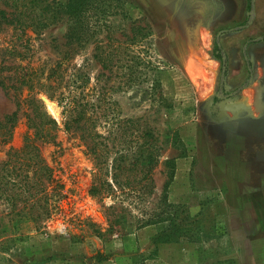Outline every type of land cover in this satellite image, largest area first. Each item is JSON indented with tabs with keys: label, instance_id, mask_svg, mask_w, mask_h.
I'll list each match as a JSON object with an SVG mask.
<instances>
[{
	"label": "rangeland",
	"instance_id": "obj_1",
	"mask_svg": "<svg viewBox=\"0 0 264 264\" xmlns=\"http://www.w3.org/2000/svg\"><path fill=\"white\" fill-rule=\"evenodd\" d=\"M21 4L42 22L23 33L8 22L23 10ZM64 7L65 0H0V162L30 139L61 185L54 213L41 225L9 220L0 204V264H194L176 260L172 249L164 256L160 247L183 242L196 247L200 234L213 232L226 217L196 153L203 135H213L219 143L217 124L223 114L239 108L243 119L264 114V0H97L78 22L69 20ZM74 28L83 29L79 41L69 37ZM136 28L150 34L131 46ZM111 31L125 44L121 67L109 74L95 55L107 45ZM215 42L221 47L225 75L212 56ZM59 62L63 80L56 88L47 77ZM240 64L241 77L236 72ZM203 73L209 77L206 87ZM27 79H34V89L23 84ZM41 84L36 96L59 127L50 142L35 136L28 122V99ZM68 91L71 97L76 91L85 100L95 99L101 123V114L111 107L116 151L134 149L136 128L152 130L160 148L156 165L147 174L138 166L113 171L114 154L102 164L81 128H63L57 99ZM217 97L221 102L214 103ZM47 102L53 104L48 107ZM135 118L137 125L125 123L117 132L118 119ZM100 132L106 135L104 129ZM131 154L125 166L133 163ZM179 158L186 159L184 172L178 171ZM242 160L250 163L251 172L255 164L264 172L262 159ZM175 183L181 185L179 195H172ZM229 252L200 251L198 264H234L222 260V253Z\"/></svg>",
	"mask_w": 264,
	"mask_h": 264
},
{
	"label": "trees",
	"instance_id": "obj_2",
	"mask_svg": "<svg viewBox=\"0 0 264 264\" xmlns=\"http://www.w3.org/2000/svg\"><path fill=\"white\" fill-rule=\"evenodd\" d=\"M96 1L97 0H92L91 3V0H65L64 14L69 17V20L78 22L81 19V14L84 11H88L92 5L95 6ZM15 4L17 5L18 2L15 1ZM16 5L14 6L16 7ZM21 5L23 10L15 14L14 19H8L9 23L17 26L22 33L28 26L42 24L39 19V14L34 15V10L31 9V7H28L26 4ZM107 8V4L103 3L102 15H106L109 12ZM2 14L3 16L5 15L4 12ZM38 21H40V23ZM142 31L143 30L140 28L133 30V36L130 39L131 46L135 44L138 38L142 39L144 36L150 34V31L146 34L142 33ZM82 33L83 29L74 28L71 30L69 37L71 39L73 38L72 40L74 41H79L83 36ZM112 33V31L107 33V45L98 49L95 55L98 63L103 69L107 70L109 74L114 71L115 67H121L120 64L122 60L119 56L123 53L122 45L125 44L113 38ZM212 56L220 62L221 72L225 75V61L222 57L221 47L217 42L214 43ZM62 67V62L57 63L50 69L47 77L56 82V88L59 87L63 80L62 76L64 69ZM130 71L132 73L134 72L132 66L130 67ZM33 80L34 79H27L22 80V82L32 90L34 89ZM131 82L134 83L135 79H132ZM42 86L43 84H41L39 92L28 99L32 112L28 122L29 127L34 130L35 136H38L43 141L50 142L53 140L55 131H57L59 127L57 120L47 114L43 102L36 96L38 93L42 92L40 90ZM128 86H131V83ZM111 87V89L114 88L113 86ZM116 88H119V86ZM71 93V91H68L67 96L61 95V97L57 99L58 105L62 108L61 118L63 128L65 130L81 128L92 142L94 150L96 149L98 151L99 156L102 158V164H105L107 158L114 154L118 157H115L112 163H110V167L113 171L118 169L128 171L130 170V166H138L144 174H147L152 167L156 165L160 148L157 146L158 141L154 138L152 130L149 128H136L134 134L136 145L134 149L131 152L124 148L122 151H116V149H113L116 147L113 143L116 132L112 130V117L108 115V111L112 110L111 107L109 106L106 109L107 111L101 114L103 118L101 123L100 117L96 114L98 106L95 104V99L85 100V96H80L82 92L78 93L76 91L73 92L74 95L71 97ZM45 94L49 99H54L52 93L49 94L45 92ZM213 101L214 103H219L221 99L217 97L214 98ZM50 104L53 103L47 102L48 107ZM53 115L57 116L58 112L53 113ZM138 122L139 119L137 118L123 121L118 119V125H116L115 128L118 132L123 128L125 123L137 125ZM242 122L246 124H242ZM101 129L105 130L106 135L100 132ZM222 132L221 129L218 130L220 136H222ZM241 135L245 137V147L242 152V157L250 162H256V152L259 148H264V119H262V121H248L241 118ZM129 154L135 159L133 163L130 161L128 165L125 166L124 161L129 157ZM259 170L261 171L259 165H253L251 177L254 178L255 176H259ZM113 180V182L119 185L115 174L113 175ZM107 186L110 189L112 188L109 183H107ZM60 189L61 185L53 178L52 170L44 162L38 148L30 139L25 140L21 149L10 151L7 154V158L0 162V204H4L6 208L5 215L11 221L14 219H29L41 225L53 215L54 209L57 206L56 203L61 197ZM157 237H160V235ZM98 257V261H104V258H100V255H98Z\"/></svg>",
	"mask_w": 264,
	"mask_h": 264
},
{
	"label": "crops",
	"instance_id": "obj_3",
	"mask_svg": "<svg viewBox=\"0 0 264 264\" xmlns=\"http://www.w3.org/2000/svg\"><path fill=\"white\" fill-rule=\"evenodd\" d=\"M222 45L227 46L224 42ZM230 69L231 65L229 72ZM236 72L241 77V64L237 66ZM238 94L240 96L241 92ZM262 119L264 114L259 118H245L248 121ZM217 125L223 131L219 143L215 137L209 139L207 134L206 138L203 135V141L198 145L201 151L196 153V157L210 175L213 185L211 191L217 201L222 203L226 217L222 222L217 221L213 232H202L196 247L186 246L185 242L163 244L160 247L161 252L165 256V253L172 249L176 260L182 257L198 264L200 251L228 248L230 252L222 253L224 258L222 260L232 259L234 264H264V172L252 178L250 163L242 160L245 137L241 135V108L230 114H223ZM255 158L264 161V150L256 152ZM185 160L179 158L176 161L179 172L183 171L181 165ZM191 165L192 157L189 160V167ZM179 189L181 185L175 183L172 195L183 192ZM172 245L174 247L170 248Z\"/></svg>",
	"mask_w": 264,
	"mask_h": 264
},
{
	"label": "bare ground",
	"instance_id": "obj_4",
	"mask_svg": "<svg viewBox=\"0 0 264 264\" xmlns=\"http://www.w3.org/2000/svg\"><path fill=\"white\" fill-rule=\"evenodd\" d=\"M208 79H209L208 75L206 73H203V83H204L205 87H206V84H208L207 83Z\"/></svg>",
	"mask_w": 264,
	"mask_h": 264
}]
</instances>
